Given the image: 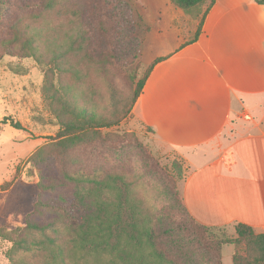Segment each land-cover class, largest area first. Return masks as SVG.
Instances as JSON below:
<instances>
[{
    "label": "rangeland",
    "instance_id": "374dc122",
    "mask_svg": "<svg viewBox=\"0 0 264 264\" xmlns=\"http://www.w3.org/2000/svg\"><path fill=\"white\" fill-rule=\"evenodd\" d=\"M36 1L0 0V40L8 36V30L4 28L8 22L4 20L6 3L13 6L9 7L12 15L17 3L25 8ZM54 1L55 9L45 11L37 19L40 22V26L34 28L37 41L55 44L60 37L59 42L66 39L67 45L66 34L73 30L68 28L70 17L66 15L65 7L70 6L77 14L71 17L77 22L83 14L89 23L90 42L96 50L92 54L94 59L72 67L81 72L82 80L57 72L54 77L55 80L60 77L63 86L69 85L74 95L84 89L87 96L93 89L101 92V99L93 100L89 110L97 108L103 115H106L105 107L110 101L107 84L112 82L131 96L136 83L144 77L149 64L147 57L140 51L138 54V50L144 45L146 34L149 31L152 35L157 31L161 34L149 54L161 45V41L166 46H174L177 36L181 39L194 35L204 9L202 6L197 12L188 13L179 9L173 0ZM170 1L183 13L175 21H172L174 12L170 9ZM74 27L77 29L78 25L75 23ZM103 57L108 62L103 63ZM47 67L33 57L2 54L0 45V120L8 118L0 128V230L4 232L22 227L26 215L32 211L40 194V170L32 162V156L41 150L40 158L50 151V138L60 127L42 92ZM10 121L18 122L20 128L12 127ZM101 132L103 138L71 151L70 158L75 159L70 165L71 170L123 174L125 180L130 181V191L151 211L153 231L167 255L182 264H213L208 256V242L197 237L204 231L182 208V184L189 169L184 158L173 149L158 146L150 128L132 114H127L115 125L101 128ZM38 165L45 168L40 160ZM55 169L59 179L58 162H55ZM60 190L72 198L71 189L58 187L56 194ZM209 233L217 239L236 235L233 225ZM10 246L11 242L0 236V264L9 263L6 252ZM235 251L233 244H223L218 253L219 262L232 264ZM94 259L91 257L90 262Z\"/></svg>",
    "mask_w": 264,
    "mask_h": 264
},
{
    "label": "trees",
    "instance_id": "16d2710c",
    "mask_svg": "<svg viewBox=\"0 0 264 264\" xmlns=\"http://www.w3.org/2000/svg\"><path fill=\"white\" fill-rule=\"evenodd\" d=\"M213 2L173 0L177 7L188 13L197 12L204 5L205 13ZM54 3V0H37L25 8L17 3L12 15L9 7L13 6L10 3L7 2L4 8V20L8 21L4 28L8 30V36L0 40L1 53L33 57L48 66L42 92L60 126L50 138V151L40 158L38 156L43 154L41 150L32 156V162L40 170V194L32 211L26 215L24 225L8 232L0 230V236L11 242L6 252L8 264H182L168 256L157 242L151 211L130 191V181L125 180L123 174L80 172L70 168L75 160L70 158L73 149L95 143L103 138L101 128L115 125L131 114L151 64L144 77L134 86L131 96L120 91L112 82L107 84L110 101L105 107L106 115L99 113L97 108L89 110L93 100L101 99V92L93 89L87 96L84 89L74 95L69 85L63 86L60 77L57 80L54 77L57 72L82 80L81 72L72 67L79 62L85 63L87 59H94L92 54L96 50L90 42L89 23L83 14L79 15L77 22L71 18L72 14H77L72 12L70 6L65 7L66 15L70 17L67 20L68 28L73 30V33L66 34L67 45L66 39L59 42L60 37L58 43L47 45L39 43L36 38L34 28L40 26L37 19L45 11L54 10ZM101 61L105 63L108 59L103 57ZM7 120H0V128ZM9 124L20 128L18 122L10 121ZM39 160L45 164V168L38 165ZM55 162L59 164L61 182L56 176ZM58 187L71 189L72 198L63 190L56 194ZM45 193L49 195L45 196ZM180 200L184 211L204 231L197 233V237L208 242V256L213 264H221L218 253L223 244H233L236 248L231 257L232 264H264V232H256L251 226L238 222L233 224L236 234L233 238L217 239L209 231L225 226L200 224L188 213L182 196ZM91 257L95 258L92 263Z\"/></svg>",
    "mask_w": 264,
    "mask_h": 264
},
{
    "label": "crops",
    "instance_id": "0c3cea01",
    "mask_svg": "<svg viewBox=\"0 0 264 264\" xmlns=\"http://www.w3.org/2000/svg\"><path fill=\"white\" fill-rule=\"evenodd\" d=\"M201 16L192 37L150 54L161 34H146L151 68L130 113L188 164L182 199L197 222L264 232V2L214 0Z\"/></svg>",
    "mask_w": 264,
    "mask_h": 264
},
{
    "label": "built area",
    "instance_id": "2783aa9c",
    "mask_svg": "<svg viewBox=\"0 0 264 264\" xmlns=\"http://www.w3.org/2000/svg\"><path fill=\"white\" fill-rule=\"evenodd\" d=\"M246 118H248L249 116L248 115H245Z\"/></svg>",
    "mask_w": 264,
    "mask_h": 264
}]
</instances>
